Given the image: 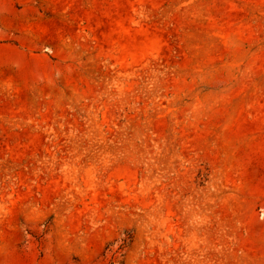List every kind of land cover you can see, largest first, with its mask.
<instances>
[{"label": "rangeland", "instance_id": "1", "mask_svg": "<svg viewBox=\"0 0 264 264\" xmlns=\"http://www.w3.org/2000/svg\"><path fill=\"white\" fill-rule=\"evenodd\" d=\"M0 264H264V0H0Z\"/></svg>", "mask_w": 264, "mask_h": 264}]
</instances>
